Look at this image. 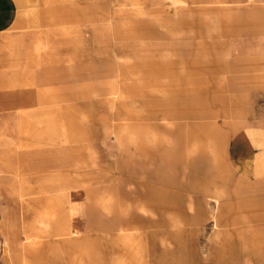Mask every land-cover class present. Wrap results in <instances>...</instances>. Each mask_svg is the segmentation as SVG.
Wrapping results in <instances>:
<instances>
[{
  "label": "rangeland",
  "instance_id": "rangeland-1",
  "mask_svg": "<svg viewBox=\"0 0 264 264\" xmlns=\"http://www.w3.org/2000/svg\"><path fill=\"white\" fill-rule=\"evenodd\" d=\"M13 1V21L0 30V65H10L0 70L46 66L54 76L0 89V264H147L155 247L180 242L193 246L198 264H264L255 263L264 257V0ZM256 24L262 31H252ZM194 123L208 124L197 138ZM240 133L253 168L239 179L228 145ZM184 135L207 148L224 137L217 163L228 173L217 174L214 210L236 217L210 229L204 203L203 222L172 210L155 225L105 228L122 210L115 192L87 194V181L75 180L100 170L93 165L136 160L152 169L159 159L143 148L171 147ZM26 183L41 191L22 194ZM31 195L41 198L29 208ZM159 227L184 228V239L146 233ZM220 246L238 254L217 259Z\"/></svg>",
  "mask_w": 264,
  "mask_h": 264
},
{
  "label": "crops",
  "instance_id": "crops-1",
  "mask_svg": "<svg viewBox=\"0 0 264 264\" xmlns=\"http://www.w3.org/2000/svg\"><path fill=\"white\" fill-rule=\"evenodd\" d=\"M15 11L16 5L13 0H0V30L6 28L13 21ZM258 25L259 24H256L252 31H262L261 27ZM245 28L247 27L245 26L243 29ZM232 29L234 31H251L247 29H237L236 23L232 24ZM230 31H232L231 28L229 29V32ZM66 36L67 35H59L58 39L60 41H66ZM253 46L261 45L256 44ZM6 65H10V63L5 61L2 62L0 66ZM53 76L54 74L51 76L46 75V66L37 67L35 69L4 68L0 70V89L23 88L27 87V81L43 80ZM215 88H222V84ZM194 124L192 125L194 128L191 130V133L189 132L191 138H197L204 130H207L203 128L208 127V124L205 126ZM178 138L177 143L171 147L158 142L153 147L146 146V148H143L144 152L146 150H151L152 154L157 155L154 159H159L152 169L146 167L142 162L140 163L136 160H132L128 165L117 164L112 168L119 173L114 175L110 172L112 170L110 164H108L107 167L103 166V164L93 165L91 168L100 170L97 172H87V177L84 180L82 177L79 180H75L74 184L80 186H82L81 184L83 181H87L89 186L84 188V192L87 194L97 191H109L111 194L115 192L119 204L118 209L122 210H112V217L106 222V225L104 224L105 228L110 231L132 227V224L138 223L142 225L143 223L155 225L165 221L164 218L168 216L171 217L172 210L183 213V219L187 222H203V215L205 212L204 203L212 207V210L209 211L210 217H212L210 229H213L218 223H225L236 217L230 216L228 213L223 214V208L221 207L220 209H216V211L214 210L216 202L219 201L215 187L217 186V174L228 173L226 167L217 163V152L220 150L219 148L224 137L222 135L215 137L212 146L209 148H207L201 140H198L199 138L194 139L192 142H190L191 139H188L185 135L184 138ZM246 139L247 137H245L243 133H240L234 136L228 145V153L231 162L239 171L237 175L239 179L242 177L248 178L253 168V151L248 144L250 141ZM252 146H254V144ZM189 148L191 149L190 151H188ZM5 169H10V166L8 165ZM110 179L112 181H109ZM218 184H221V182ZM39 191H41L39 187L27 183L23 184L20 189L22 194H31ZM205 197L207 198L204 199ZM40 198L41 197L37 195L25 196L23 201H25L26 206L30 208L32 206L34 207V204L38 203ZM231 199V196L227 195L225 204H230L232 202ZM185 206L194 208L195 213H188V215H186ZM136 209L148 211L150 214L155 213L158 215V218L148 219L142 213L136 212ZM72 221L68 228L71 232H77L78 226L75 224L76 221ZM200 229L203 231L205 227L201 226ZM185 231L184 228H178L172 231L165 227H159L156 230H147L146 233L150 237L155 236V234L170 235V237L180 241L184 239ZM193 232H195V229L191 227L189 234L192 235ZM224 233L227 234L226 231ZM114 234L117 237L119 236L117 232H114ZM113 247L114 245H108L106 250L105 247H103V251L108 252ZM233 247L236 249L240 248L239 246ZM218 249L219 253H215L217 259L222 256L230 257L238 254V251H229L222 254L221 251L223 250V246H220ZM252 257L255 258L256 256L252 255ZM194 259L195 250L193 246L188 245L186 242H180L170 251L162 247H155L150 262L147 264H198ZM255 261V263L264 262V257H256ZM211 264H236V262L232 263L231 261V263H229L219 259Z\"/></svg>",
  "mask_w": 264,
  "mask_h": 264
}]
</instances>
